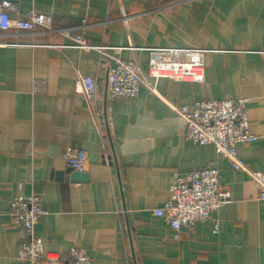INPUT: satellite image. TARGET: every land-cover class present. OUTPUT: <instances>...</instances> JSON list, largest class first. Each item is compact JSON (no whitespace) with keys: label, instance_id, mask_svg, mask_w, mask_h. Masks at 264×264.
Listing matches in <instances>:
<instances>
[{"label":"crops","instance_id":"crops-1","mask_svg":"<svg viewBox=\"0 0 264 264\" xmlns=\"http://www.w3.org/2000/svg\"><path fill=\"white\" fill-rule=\"evenodd\" d=\"M9 1L21 13L46 14L54 31L0 32V264H31L19 253L27 234L14 224L11 202L33 195L46 211L35 235L48 256L75 248L93 264H264L258 186L213 146L188 140L172 109L247 100L257 139L238 153L264 174V0ZM65 29L112 48V58L74 48L59 32ZM151 48L208 50L205 82L160 78L157 94L143 87L136 98L110 100L115 58L136 60L146 73ZM80 75L97 81L91 106L76 91ZM69 148L86 152L88 181H72ZM209 167L232 196L214 215L220 231L196 222L174 240L154 211L168 202L177 176Z\"/></svg>","mask_w":264,"mask_h":264},{"label":"built area","instance_id":"built-area-1","mask_svg":"<svg viewBox=\"0 0 264 264\" xmlns=\"http://www.w3.org/2000/svg\"><path fill=\"white\" fill-rule=\"evenodd\" d=\"M54 31L52 21L44 13L31 10L18 11L17 6L9 1L0 2V32L9 34L23 32L35 34L37 31ZM72 41L74 48L96 50L107 56L110 48L88 44L83 34L71 29L59 31ZM116 52L122 48H114ZM147 63V72L142 65L134 61L115 58V66L109 68L108 96L110 100L132 99L140 95L147 87L157 94V82L168 78L176 82H205V56L208 50L185 48H151ZM91 106L97 102V81L88 76H79L77 90ZM175 114L186 123L185 136L199 145H210L216 154L229 161L234 171H244L259 188V197L264 200V174L248 168L239 157L238 146L254 142L257 138L251 133L247 116V100H201L192 106L172 108ZM69 169L83 172L87 160L86 152L69 148L65 154ZM231 193L221 183L220 172L215 167L191 171L176 177L170 189V198L163 208L154 211L156 216L164 218L172 231L174 240H179L184 228L196 222L212 221L214 232L219 233V221L214 215L229 204ZM46 214L42 199L38 196L19 197L11 202V215L14 224L27 234L19 253L22 259L31 264H93L87 252L72 248L64 257L48 256L41 239L35 235L36 225Z\"/></svg>","mask_w":264,"mask_h":264},{"label":"water","instance_id":"water-1","mask_svg":"<svg viewBox=\"0 0 264 264\" xmlns=\"http://www.w3.org/2000/svg\"><path fill=\"white\" fill-rule=\"evenodd\" d=\"M89 157L93 161L98 159L97 154H91ZM69 172L71 174L73 182H86L89 180V175L86 172H75L73 169H69Z\"/></svg>","mask_w":264,"mask_h":264}]
</instances>
